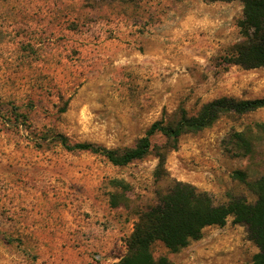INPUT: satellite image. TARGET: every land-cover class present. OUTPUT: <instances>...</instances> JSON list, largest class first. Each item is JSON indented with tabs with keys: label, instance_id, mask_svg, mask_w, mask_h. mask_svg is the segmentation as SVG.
Returning a JSON list of instances; mask_svg holds the SVG:
<instances>
[{
	"label": "rangeland",
	"instance_id": "rangeland-1",
	"mask_svg": "<svg viewBox=\"0 0 264 264\" xmlns=\"http://www.w3.org/2000/svg\"><path fill=\"white\" fill-rule=\"evenodd\" d=\"M241 18L240 0H0V264L117 262L138 211L173 180L215 203L256 200L233 173L264 175V132L253 126L264 107L181 136L160 180L154 153L117 166L57 136L130 148L179 107L264 97V67L225 62L244 40ZM238 131L250 152L231 142ZM151 250L173 264H255L258 252L232 217L177 252L160 241Z\"/></svg>",
	"mask_w": 264,
	"mask_h": 264
},
{
	"label": "trees",
	"instance_id": "trees-1",
	"mask_svg": "<svg viewBox=\"0 0 264 264\" xmlns=\"http://www.w3.org/2000/svg\"><path fill=\"white\" fill-rule=\"evenodd\" d=\"M240 1L242 18L238 26L244 40L236 45L235 52L225 62L243 69L264 67V0ZM263 107L264 97L237 99L228 96L204 102L194 114L179 107L172 119L154 121L134 147L124 149L90 142L70 144L65 136H57L66 149L98 153L117 166H125L154 153L158 158L154 175L160 180L164 176L166 154L177 148L181 136L210 128L222 117L241 116ZM253 126L257 132H264V123H254ZM155 134L164 137L162 145L152 143ZM231 142L239 150L251 151V139L243 131L232 133ZM233 175L245 182L256 196L253 203L242 196L233 197L226 203H215L206 191L190 183L173 180L164 192L158 194L157 204L138 211L133 230L126 239L127 251L112 264H173L166 257L154 258L151 250L154 242L160 241L170 251L177 252L191 240L199 239L205 227L223 226L229 217L234 223L247 226L248 238L258 248L253 261L264 264V175L251 182L246 181V174L241 170L234 171ZM110 196V205L116 207L119 204L114 200L116 195Z\"/></svg>",
	"mask_w": 264,
	"mask_h": 264
}]
</instances>
